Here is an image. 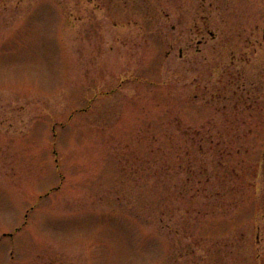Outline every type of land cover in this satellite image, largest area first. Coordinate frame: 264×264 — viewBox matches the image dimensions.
I'll list each match as a JSON object with an SVG mask.
<instances>
[{
    "label": "rangeland",
    "instance_id": "374dc122",
    "mask_svg": "<svg viewBox=\"0 0 264 264\" xmlns=\"http://www.w3.org/2000/svg\"><path fill=\"white\" fill-rule=\"evenodd\" d=\"M0 264H264V0H0Z\"/></svg>",
    "mask_w": 264,
    "mask_h": 264
}]
</instances>
